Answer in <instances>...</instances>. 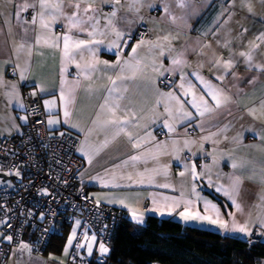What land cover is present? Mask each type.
<instances>
[{"label": "snow or ice", "instance_id": "6c2138e0", "mask_svg": "<svg viewBox=\"0 0 264 264\" xmlns=\"http://www.w3.org/2000/svg\"><path fill=\"white\" fill-rule=\"evenodd\" d=\"M161 3L164 16L170 18L171 24L177 25L179 22L184 28L188 27L187 20L183 16L174 14V7L170 6L169 0H161ZM188 3L189 0H176L175 7L183 9ZM236 3L237 0H231L229 7H235ZM239 4L253 16L258 15L255 11V4H259L264 9V0H239ZM104 5L109 6L108 11L104 10ZM144 7L155 8L157 5L154 0H0V34H4L6 30L8 39L5 43L10 44L11 57H14V59L2 58L0 64L12 65L13 75L18 72L19 80L24 81L28 79L26 74L29 71L35 48L46 47L59 53L61 69L58 99L62 105L63 118L61 120L58 115L52 116L56 101L45 100V109L50 114L47 124L50 127L63 123L79 128L77 124L72 123L77 90L83 88L87 93L93 94L96 91L93 86L95 73L106 72L108 69L115 70L114 75L107 76L108 85L104 88L105 95L101 98L102 102L98 105L95 118L91 121L92 127L87 129L85 141L81 144L79 151L91 165L95 155H99L101 150L123 135L136 153L128 156L120 164L114 165L113 169H105V174L103 176L98 174L95 179L105 188L131 187L133 184L143 185L145 183L162 188H174L171 183L167 182L170 175V161L174 159L184 165V170L180 171L179 175L181 177L189 175L193 181L191 191L195 196V201L184 198L183 191L180 198L168 196L158 198L152 194V207L147 211L157 212L161 216H172L177 213V209H180L177 214L186 223L207 222L222 229L225 233H240L249 238L255 230L258 235L264 237V175H261L258 181L261 187L257 193V202L249 205L250 209L259 210L254 215L251 210L246 212L243 203L238 200L243 183L241 177L235 173L223 174L219 171L222 159H231V167L234 170L242 166L232 157L228 148L219 149V145L227 141L233 146L234 151L235 147L243 144V132H237L229 138L226 135L229 131V124L216 131H208L205 128L204 118L206 116H211L219 109L236 101L224 88L206 79L199 71L184 72V68L191 67L186 58L187 53L198 50L201 56L207 55L205 49L211 48V43L200 45V41L197 40L198 49L187 45L177 49L172 42L178 38L179 33L174 35L172 32H167L164 35H157L155 40L141 36L135 44L130 46L128 41L131 39V32L128 29L137 21L144 20V17L140 15ZM224 12H228V17L221 25L222 28L235 15L234 12H229L228 8H225ZM224 12H221V16ZM262 23H264V15H262ZM57 31L60 34H56ZM249 31V28L241 25V31L237 33L241 42H243L245 33ZM207 34V32L204 33V35ZM213 36L219 47L229 51L227 59L213 51L212 58L207 61L209 71L215 70L221 73L215 75L216 80L225 79V76L235 68L238 62L237 57L243 58V63L247 65L248 70L254 68L264 74V63L255 62L257 52L264 56V29L248 39L244 43V50L240 51L233 50V41L237 37L231 35V29H225L223 40L219 39L215 32ZM101 46H106L108 51H114L116 59L113 63L99 58ZM128 47H130V52L126 57L123 50ZM142 49H147L148 53H153L155 50L150 63H145V58L140 56ZM36 55L42 56L43 52H37ZM164 59H170V66H164ZM69 65H74L77 70L72 80L68 79ZM101 65L103 68L100 67ZM198 67L204 68L205 64L201 63ZM149 68L157 78L167 79L166 73L173 75L179 73L180 83L174 85V82L169 81L170 87H174L175 90L163 92L159 90L157 80L149 79L151 87L158 92V99L151 110L152 116L145 118L138 116L133 107L132 100L128 96L130 92L128 82H134L138 77L148 79L144 74ZM231 74L233 79L238 78L237 73L231 72ZM189 76H194L203 87H198L189 79ZM257 79L259 77H250L246 82L253 84ZM33 87L41 93L47 91L42 84L33 85ZM0 95L6 96L9 103L15 100L20 108L24 107L20 99L18 83L5 80L2 71H0ZM31 95L36 96L37 91H33ZM123 101L127 103H122ZM161 105L163 111H159ZM258 109L262 110L260 115H257ZM247 111L253 119L260 120L262 126L257 128L255 125H250L246 131L264 143V100ZM20 119L27 122L28 117L22 116ZM145 119L147 122L141 123ZM153 125H158L161 134L167 139L157 140ZM180 127L183 128L182 134L178 131ZM189 127L198 128L201 133L207 131V134L192 138L188 131ZM130 129L137 131L133 132ZM79 130L84 131V129ZM109 130L111 131L110 139L106 137L94 152L87 150V138L93 132ZM60 135L63 136L64 133L61 132ZM209 142L213 145V151L205 150V144ZM185 150L190 155L182 156L181 153ZM197 150L203 157H211L210 164L205 163L200 166L201 171H197V164L193 159L199 158ZM217 150L222 153L221 156L213 154ZM161 157H168L169 160L164 161ZM149 161L153 162L152 167L148 166ZM138 164L144 165L143 171L138 169ZM116 169L121 170L119 174ZM214 169L217 179H220L222 175L227 177V187L224 184L213 182ZM6 175L19 176L20 172L10 171ZM157 177H163L165 182H159ZM201 177H206L210 187L214 186L217 192H221L231 201L236 211L227 213L229 219L224 218L217 205L207 200L203 201V213L201 212L197 202L202 197L196 192L197 185L194 183ZM249 179L254 180L255 173ZM124 181L128 183H122ZM44 194H47L46 190ZM100 199H107L109 203L121 204L129 210L137 223H143L144 213L138 206L133 207L127 203V197L109 198L105 196L98 198L96 203H99ZM136 203L139 205V200ZM237 214L244 218L238 219ZM0 223L5 222L0 221ZM76 225L79 227L80 221H76ZM0 236L3 234L0 233ZM3 239L10 244L13 242L12 235L3 236ZM83 239L86 244L77 242L75 248L86 247L88 255H92L93 245L97 241L96 235L89 237L85 232ZM74 240H76V229H73L67 239L63 249L64 256H68L69 250L74 247ZM25 250L29 255L32 252V248L21 241L16 251ZM98 250L101 255L109 251L103 242L99 243ZM49 259L57 258L51 256ZM59 264H64V261L60 260Z\"/></svg>", "mask_w": 264, "mask_h": 264}, {"label": "crops", "instance_id": "0c3cea01", "mask_svg": "<svg viewBox=\"0 0 264 264\" xmlns=\"http://www.w3.org/2000/svg\"><path fill=\"white\" fill-rule=\"evenodd\" d=\"M154 2L156 3L157 7L142 8L140 15L144 17V20L137 21L131 25L130 29H128L131 32V39L128 41L129 45L131 46L135 44L140 39L139 36L135 34L138 26L140 25H143L148 29V35L145 38L153 40L156 39L157 35H164L167 32H172L175 35L178 32V38L172 42L173 46L177 49H180L185 45L198 49L199 46L196 44L197 40L200 41V45L211 43L212 47L205 49L207 55L201 56L198 50L196 52L187 53L186 58L189 61L191 67L184 68V72L191 73L193 71H199L200 74L206 79L211 80L212 83L224 88L225 91L232 95L233 99L236 101L235 103L229 104L226 107L219 109L216 113L211 114V116H206L204 118L205 128L208 131H216L218 128H222L224 125L229 124V131L226 133L229 138L236 135L237 132H243V144L241 146L235 147L234 151L233 146L228 144L227 141L219 145V149L228 148L232 157L239 165L242 166L234 170L231 167V159H222L219 164V171L223 174L235 173V175L241 177L243 183L238 200L243 203L246 212L251 210L255 215L259 210L250 209L249 205L255 204L257 202V193H259L261 187L258 181L260 176L264 175V171H262L264 170V143H262L258 137H253L251 133L246 131L250 125H255L257 128L262 126L260 120L253 119L252 116L248 115L247 110L259 105L260 102L264 100V74H261L254 68L252 70H248L247 65L243 63V58L237 57L236 59L238 62L231 72L237 73L238 78L233 79L231 72H229L223 81H218L215 79V75L221 73L216 72L215 70L209 71L207 61L212 58L213 51L219 55H222L225 59H227L229 56L228 49L221 48L217 45L216 38L213 36L214 32L217 33V37L219 39L223 40L225 29H231V35L233 37H237V33L241 31V25L249 28L250 31L245 33L243 42H241L240 38L238 37L233 41L234 51L244 50V43H246L248 39H251L254 34H258L262 29H264V23H262L264 9H262L259 4H255V11L258 13V15L253 16L245 9L240 7L239 0H237L236 6L231 8L229 7L231 0H189L188 5L183 9L175 7L176 0H169L170 6L174 7V14L177 16H183L185 20H187L188 27L184 28L179 22L177 25L171 24L170 18L164 16L163 4L161 3V0H154ZM108 7L109 6L107 5L103 6L105 11H108ZM225 8H228L229 12H234L235 15L233 16L232 20L222 28L221 25L224 24V21L228 17V12H224ZM221 12H224L223 16H221ZM237 21H239V23H237ZM206 32L208 34L204 35ZM56 34H60L59 31H57ZM7 39L8 37L5 30L4 34H0V59H14V57H11L10 44L5 43ZM125 39H127V37H125ZM123 51L127 57L128 53L130 52V47L125 48ZM37 52H43V55H36ZM154 52L155 50H153V53H148L147 49H142L140 50V56L145 58V63H150ZM99 58L113 63L116 59V56L114 51H108L106 46H101ZM255 62L264 63V56H261L259 52H257L255 54ZM170 63V59H164L165 67L170 66ZM201 63L205 64L204 68L198 67V65ZM100 67L103 68L102 65ZM60 69L61 59L59 53L46 47H37L34 49L29 71L26 74L28 79L24 81L19 80L18 72L15 75L12 73L13 77L9 78L7 73L12 72V65L0 64V71L3 72L4 79L9 82L18 83L19 95L22 103V93L24 91L28 92L30 95L33 91H37L36 96L39 98L43 113L45 115V127L48 133H57V131L66 130L73 133L77 137L76 154L83 162L82 168L80 169V177L82 182L87 186L88 192L94 196L96 200L105 196L109 198L127 197V203L131 204L133 207L138 206L144 213L143 223H137L136 220L132 218V214L129 212V210L119 203H109L107 199H100V202L123 211L127 219L138 225H143L147 216L149 215H155L158 218L171 217L186 226L208 229L218 232L221 235H228L243 240L248 239V237L240 233H225L222 229H219L215 225H210L207 222L186 223L181 220L177 214L180 209H177V213H174L172 216H161L157 212L147 211V209L152 207V194H155L158 198H162L164 196L180 198L181 192L183 191L184 198L195 201V196L191 191V185L193 181L189 175H186L185 177H181L179 175V172L184 170V165L183 163L174 159L170 161V175L167 180V182L171 183L174 188H162L155 185H149L147 183L143 185L133 184L131 187H103L100 182L95 179V177L98 174L103 176L105 174V169H113L114 165L120 164L128 156L136 153V150L131 148L130 144L127 142V139L123 135L110 143L107 148L101 150L99 155H95L91 165L87 163V158L79 151L81 144L85 141L87 129L92 127L91 121L95 118L98 105L102 102L101 98L103 95H105L104 88L108 85L107 76L114 75L115 70L108 69L106 72L95 73L93 77V86L96 91L93 94L87 93L83 88L77 90L76 102L72 115V123L77 124L79 128H73L63 123L50 127L47 124L50 114L45 109V100H55L56 104L53 106L52 116L58 115L61 120L63 118L62 105L58 99L60 94ZM76 71L77 70L74 65H69V80L75 78ZM144 75H146L148 79L138 77L134 82H128L130 85V92L128 93V96L132 100V104L135 111L137 112V115L149 118L152 116L151 110L158 99V92L155 88L151 87L149 79L157 80V85L160 91L167 92L175 89L174 87H170V85H162L160 80L163 79V77L157 78L155 74L151 72L150 68L145 71ZM179 75V73L176 75L171 73L165 74L166 77L172 78L174 85H178L180 83ZM250 77H259V79H257L253 84H248L246 81ZM189 79L192 80L193 83L197 84L198 87H203L198 81H196L194 76H189ZM84 83L85 85L87 84L86 81ZM41 84L47 91L41 93L38 92L37 88L33 87V85ZM177 94H179L178 90ZM122 103H127V101H123ZM23 109L24 107L20 108L15 100L9 103V100L6 96L0 95V136L9 135L20 129L22 124L25 122L24 120L20 119V117L25 116ZM159 111H163L162 105ZM261 111L262 110L258 109L257 115H260ZM121 115L123 114L121 113ZM145 122H147V119L141 121V123ZM152 128L154 129V134L156 135L157 140L167 139V137L161 134V130L159 129L158 125H153ZM79 129H84V131H80ZM130 130L133 132L137 131L136 129ZM178 131L182 134L183 128L180 127ZM188 131L192 138H199V136L207 134V131L201 133L200 130L195 127H189ZM106 137L109 139L111 138L110 130L93 132V134L87 138V150L94 152L95 148L98 147ZM205 150L213 151V145L210 142L206 143ZM213 154L216 156L222 155L219 150L214 151ZM181 155L188 156L190 154L187 152V150H185V152L181 153ZM197 155L199 158L193 159L197 164V171H201L202 169L200 166L205 163L210 164L211 157H203V155L199 153L198 150ZM161 159L164 161L169 160L168 157H161ZM148 166L152 167L153 162L149 161ZM137 167L140 171H143L144 165L138 164ZM120 171V169H116L117 174H119ZM254 173L255 179H249V177L253 176ZM212 179L215 184H224L226 187L228 185L226 176L222 175L220 179H217L215 169L212 173ZM157 180L159 182H165L163 177H157ZM122 183L127 184L128 182L124 181ZM194 183L197 185L196 192L200 195V197H202V199L197 202V206L200 208L202 213L204 200L210 201L212 204L217 205L225 219H229L227 216L228 212L236 211L235 207L227 197H225L221 192H217L214 186L210 187L208 185V180L206 177H201ZM137 200H139V205L136 203ZM237 218L242 220L244 217L237 214ZM76 221H80L79 218L73 219V221L70 223L64 240L66 241L73 229H76V240L73 241L74 246L79 234L81 233L80 226L77 227ZM86 232L87 235L91 237V232ZM253 234L257 235L260 240L264 242V237L258 235L255 230L253 231ZM2 238L3 237L0 236V241L3 240ZM82 241L86 244V241L83 238ZM22 242L27 243L32 248L31 254L29 255L26 250L16 251L19 245L17 244L16 247H14L11 251L7 264H59L60 260H63L64 264H82L76 263L72 258L71 254L74 247L69 250L68 256H64L63 249L66 246L67 241L66 243L63 242V246L59 252L48 250L47 252L40 255H37L33 252V243L30 241L29 237H26L24 240H22ZM96 244L97 243L93 245L92 255L95 254L97 249ZM80 251H82L83 254H88L86 247L80 248ZM51 256H54L57 259H49ZM92 262L93 261L88 264H91Z\"/></svg>", "mask_w": 264, "mask_h": 264}, {"label": "built area", "instance_id": "2783aa9c", "mask_svg": "<svg viewBox=\"0 0 264 264\" xmlns=\"http://www.w3.org/2000/svg\"><path fill=\"white\" fill-rule=\"evenodd\" d=\"M135 34L146 37L148 29L140 25ZM7 75L13 77L12 72ZM160 81L162 85H169L172 78ZM22 100L27 122L18 131L0 136V170L5 174L6 170L20 172L19 176L9 178L10 183L0 185V221L5 222L0 223V233L13 236L11 244L3 238L0 241V264H7L9 253L22 240L25 225L32 228L48 225V231L44 229L38 232V237H31L33 252L37 255L44 252L51 234L58 233L75 218L80 220L81 231L76 243H81L84 232L89 231L96 235L97 244H107L121 211L96 203L82 182L83 162L76 154L77 137L66 130L48 133L39 98L24 91ZM247 240L259 242L260 238L253 234ZM71 255L76 263L107 262L105 255L98 251L89 256L75 246Z\"/></svg>", "mask_w": 264, "mask_h": 264}, {"label": "trees", "instance_id": "16d2710c", "mask_svg": "<svg viewBox=\"0 0 264 264\" xmlns=\"http://www.w3.org/2000/svg\"><path fill=\"white\" fill-rule=\"evenodd\" d=\"M69 226L52 236L43 253L60 251ZM32 236L29 238L34 245ZM106 245L107 262L99 264H264L261 240L249 242L155 215L147 216L144 224L138 225L127 219L123 211Z\"/></svg>", "mask_w": 264, "mask_h": 264}, {"label": "rangeland", "instance_id": "374dc122", "mask_svg": "<svg viewBox=\"0 0 264 264\" xmlns=\"http://www.w3.org/2000/svg\"><path fill=\"white\" fill-rule=\"evenodd\" d=\"M24 110V109H23ZM25 113V112H24ZM59 131H57V133H58ZM4 170H0V173L1 174H5L4 172H3ZM8 172H10V171H8V170H6V173H8ZM6 175V174H5ZM7 176H10L9 178H11V176L12 175H7ZM7 179L6 181H1V179H0V185H2L4 182H7V183H10L12 180H10V179ZM101 203V202H100ZM47 226L48 225H46V224H44V226L42 225H38V226H36V227H30V226H27V225H25V227L23 228V235H22V240H24L26 237H29L30 235H33V238L35 237H38V232H39V234L40 233H42V232H44V229L46 230V231H48V229H47ZM41 228H43V229H41ZM64 228V227H63ZM62 228V229H63ZM41 229V230H40ZM61 229V230H62ZM90 235H93L92 233L90 234ZM52 236H54V233L53 234H51V236H50V238H49V242H50V239L52 238ZM21 240V241H22ZM66 241H67V239H66ZM66 241H64L65 243H66ZM49 242H48V244H49ZM82 243H83V241H82ZM19 244V243H18ZM105 246L107 247V248H109L106 244H105ZM33 247H34V245H33ZM98 251V253H99V250H97ZM82 252V251H81ZM11 254V252L9 253V255ZM9 255H8V258H9ZM88 255V254H87ZM106 255V254H105ZM7 262H8V259H7Z\"/></svg>", "mask_w": 264, "mask_h": 264}, {"label": "water", "instance_id": "95a60500", "mask_svg": "<svg viewBox=\"0 0 264 264\" xmlns=\"http://www.w3.org/2000/svg\"><path fill=\"white\" fill-rule=\"evenodd\" d=\"M10 176H7V175H5V174H1L0 173V178H1V180L2 181H5L6 179H8Z\"/></svg>", "mask_w": 264, "mask_h": 264}, {"label": "clouds", "instance_id": "9594fccd", "mask_svg": "<svg viewBox=\"0 0 264 264\" xmlns=\"http://www.w3.org/2000/svg\"><path fill=\"white\" fill-rule=\"evenodd\" d=\"M96 243H97V241H96ZM98 245H99V244H96V248H97L96 251L98 250ZM96 251H95V254H96ZM92 256H94V255H92ZM92 261H95V260H92ZM95 262H96V261H95ZM97 263H98V262H97Z\"/></svg>", "mask_w": 264, "mask_h": 264}]
</instances>
